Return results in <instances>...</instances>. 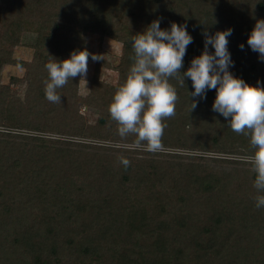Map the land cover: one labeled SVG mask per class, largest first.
Masks as SVG:
<instances>
[{
    "label": "trees",
    "instance_id": "trees-1",
    "mask_svg": "<svg viewBox=\"0 0 264 264\" xmlns=\"http://www.w3.org/2000/svg\"><path fill=\"white\" fill-rule=\"evenodd\" d=\"M157 19L193 37L181 71L203 52V33L232 28L229 70L264 84V61L247 43L264 0H0V264H264V208L243 159L255 149L213 111L216 90L191 97V79H170L178 100L162 151L94 142L134 140L118 135L109 105L134 63L133 37ZM25 31L37 33L33 57L18 60ZM89 33L122 43L117 81L102 80L104 58L87 94L77 76L57 90L61 103L49 102L46 63L86 49ZM11 63L25 68L15 80L27 82L24 99L1 82ZM82 106L99 110L94 122Z\"/></svg>",
    "mask_w": 264,
    "mask_h": 264
},
{
    "label": "clouds",
    "instance_id": "clouds-1",
    "mask_svg": "<svg viewBox=\"0 0 264 264\" xmlns=\"http://www.w3.org/2000/svg\"><path fill=\"white\" fill-rule=\"evenodd\" d=\"M233 29L217 31L214 35H204V50L192 59L190 67L183 69L186 49L193 43L187 25L172 22L170 30L160 27V19L154 20L146 29L133 37L134 63L122 86L114 94L109 105L110 117L118 125V135L122 140L134 137L127 147L130 150L158 152L163 150L162 136L165 118L175 115L178 95L170 79L178 80L181 87L186 79H191L194 92L191 97L206 99L208 90H216L212 106L214 112L222 115L233 132L250 138L254 154L245 156L246 163L255 172L254 188L257 190L255 207L264 208V84L252 85L235 76L229 69L234 66L228 49L229 37ZM248 46L264 61V19L257 20L249 37ZM209 46L214 52L209 51ZM241 50L244 44H240ZM89 58L98 62L103 54L90 53L87 49L73 50L64 60H50L45 68L46 99L51 103H61L57 90L64 87L69 79L80 76L84 79L88 72ZM191 111L198 106L191 99ZM120 162L127 169L130 160L121 156Z\"/></svg>",
    "mask_w": 264,
    "mask_h": 264
},
{
    "label": "rangeland",
    "instance_id": "rangeland-1",
    "mask_svg": "<svg viewBox=\"0 0 264 264\" xmlns=\"http://www.w3.org/2000/svg\"><path fill=\"white\" fill-rule=\"evenodd\" d=\"M37 33L32 31H25L21 36L20 43L14 48L13 56L20 60H31L34 52V45L36 43ZM86 49L90 53L98 54L99 52L104 55V58L111 64V68H103L101 73L102 80L109 83H115L118 79V73L112 67L117 66L122 52V43L114 38L105 36L98 33H89L87 35ZM95 61L89 58L88 72L84 79L80 80L79 92L85 95L89 92L90 81L93 76V70ZM25 75V68L18 65L17 63H11L5 65L1 70V82L9 84L15 95L21 99L25 98L27 90V82L20 81L15 83L16 78H23ZM81 113L84 114L89 121L94 122L99 110L92 107L82 106L80 109ZM95 143H104L127 147L129 144H113L109 141L94 140ZM233 157V156H232Z\"/></svg>",
    "mask_w": 264,
    "mask_h": 264
}]
</instances>
